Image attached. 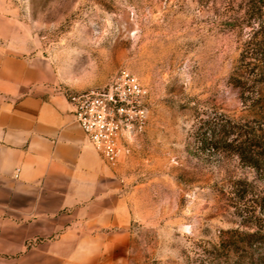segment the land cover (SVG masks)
Wrapping results in <instances>:
<instances>
[{
    "label": "rangeland",
    "instance_id": "1",
    "mask_svg": "<svg viewBox=\"0 0 264 264\" xmlns=\"http://www.w3.org/2000/svg\"><path fill=\"white\" fill-rule=\"evenodd\" d=\"M8 5L68 92L103 87L122 68L148 91L144 130L113 166L137 194L127 264H264L227 257L222 244L264 217L250 195L235 192L237 182L247 181L264 195V176L235 148L213 144L217 138L205 125L264 145V62L254 60L264 29L250 22L247 0Z\"/></svg>",
    "mask_w": 264,
    "mask_h": 264
},
{
    "label": "crops",
    "instance_id": "2",
    "mask_svg": "<svg viewBox=\"0 0 264 264\" xmlns=\"http://www.w3.org/2000/svg\"><path fill=\"white\" fill-rule=\"evenodd\" d=\"M130 180L90 143L53 64L0 0V264H127Z\"/></svg>",
    "mask_w": 264,
    "mask_h": 264
},
{
    "label": "built area",
    "instance_id": "3",
    "mask_svg": "<svg viewBox=\"0 0 264 264\" xmlns=\"http://www.w3.org/2000/svg\"><path fill=\"white\" fill-rule=\"evenodd\" d=\"M147 95L138 76L127 68L103 87L68 92L76 121L110 166L131 153L133 141L143 132Z\"/></svg>",
    "mask_w": 264,
    "mask_h": 264
},
{
    "label": "trees",
    "instance_id": "4",
    "mask_svg": "<svg viewBox=\"0 0 264 264\" xmlns=\"http://www.w3.org/2000/svg\"><path fill=\"white\" fill-rule=\"evenodd\" d=\"M245 12L248 14L253 26L258 27V31L264 29V0H247ZM254 45L256 46V49H254V60L264 62V37L254 43ZM206 124V129L210 132V135L217 138L213 144L222 142L226 147L235 148V153L243 162L253 167L260 176H264L263 144L258 143V141L248 143L246 140H241L239 133H237L236 137L230 139L231 131H228L226 126L219 127L216 124H211L209 121H206ZM235 192L241 198L250 195L251 203H253L255 210L258 209L259 212L264 214V195H258L251 183L247 181L237 182ZM250 214L249 217H257L256 211H251ZM251 224L252 227L250 229L231 231V235L223 238V249L227 257L246 259L251 263H255L258 260L264 261V217L256 218Z\"/></svg>",
    "mask_w": 264,
    "mask_h": 264
}]
</instances>
